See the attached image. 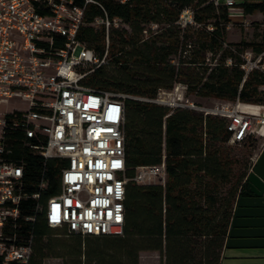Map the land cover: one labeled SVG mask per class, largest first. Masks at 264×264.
I'll use <instances>...</instances> for the list:
<instances>
[{"label": "trees", "instance_id": "trees-1", "mask_svg": "<svg viewBox=\"0 0 264 264\" xmlns=\"http://www.w3.org/2000/svg\"><path fill=\"white\" fill-rule=\"evenodd\" d=\"M95 1L100 6H86L78 40L100 59L106 56L83 85L124 105L123 231L98 237L65 231L68 239H58V229L45 224L36 206L58 194V176L67 161L44 159L33 149L44 144L43 137L28 139L21 116L16 125L15 116L8 115L3 161L21 167L24 189L39 195L20 204L22 216L33 218L17 227L24 241H31L28 264L50 258L63 264H139L141 252H157L161 264H220L236 202L253 195L246 179L256 138L248 136L237 143L243 150H237L229 144L225 119L154 101L159 92L182 85L187 95L200 99L264 105V75L252 71L243 81L241 69L246 50L264 53V32L259 41L227 42L230 11L214 0ZM237 7L243 15L264 16V0H245ZM186 10L193 24L182 27L179 19ZM105 19H118L128 30L93 25ZM152 25L156 31L145 35ZM162 161L163 185L134 181L138 168Z\"/></svg>", "mask_w": 264, "mask_h": 264}, {"label": "built area", "instance_id": "built-area-1", "mask_svg": "<svg viewBox=\"0 0 264 264\" xmlns=\"http://www.w3.org/2000/svg\"><path fill=\"white\" fill-rule=\"evenodd\" d=\"M114 1L126 4L130 0ZM244 1L214 0V4H223L230 11ZM88 4L100 6L95 0H0V106L22 105L0 111L2 264H28L31 241H24L17 227L33 218L22 216L20 204L39 198L24 189L22 168L3 161L8 115L15 116L12 121L16 125L17 114L21 116L28 139L43 137L44 144L33 149L44 159L67 161L58 176V194L36 206L45 224L82 237L121 235L123 231L127 184L124 105L119 98L83 85L85 77L100 67L106 56L100 59L78 40ZM118 21L101 20L106 29ZM179 24H193L192 13L184 11ZM241 59L243 81L252 71L264 75V53L255 55L246 50ZM226 64L230 66L231 60ZM154 102L225 119L231 134L229 144L240 143L248 136L264 139V105L217 101L206 108L157 99ZM165 177L162 161L157 166L140 167L134 181L143 185L159 181L163 185Z\"/></svg>", "mask_w": 264, "mask_h": 264}, {"label": "crops", "instance_id": "crops-1", "mask_svg": "<svg viewBox=\"0 0 264 264\" xmlns=\"http://www.w3.org/2000/svg\"><path fill=\"white\" fill-rule=\"evenodd\" d=\"M230 15L233 19L243 13L237 8L230 10ZM142 254L153 262L160 259L157 252H141L139 264ZM220 264H264V195L238 198Z\"/></svg>", "mask_w": 264, "mask_h": 264}, {"label": "rangeland", "instance_id": "rangeland-1", "mask_svg": "<svg viewBox=\"0 0 264 264\" xmlns=\"http://www.w3.org/2000/svg\"><path fill=\"white\" fill-rule=\"evenodd\" d=\"M246 1L250 3H257V2H260L261 0H246ZM242 17L235 16L232 19V24L228 27V30H227V42L236 43L241 40H245L247 42L259 41V35H261L264 32V16L261 15L260 13H254L252 15H244V16L242 15ZM100 25H102L101 20H97L94 23L95 27H98ZM111 27L114 29L128 30V27L122 24L120 21H118L116 24H112ZM156 29H157L156 26H153V25L148 26L146 27V31L144 32V34L148 35V31L155 32ZM88 68L89 67H87V69ZM157 100L159 102L170 101V103L171 102L183 103V104L188 103V104H194V105L206 107V108H211L217 103V100L200 99L194 96H189L186 94L185 89L180 87V85H175L171 91L159 92ZM157 104L164 106V104H161V103H157ZM21 106L22 105L18 103H9L7 105L0 106V111L1 112L10 111L13 107L21 108ZM230 145L236 148L237 150H243L242 146L237 143L230 144ZM262 150H264V139L256 138L255 151L252 157L253 164L255 162V159L262 152ZM138 169H137V172H138ZM155 184H161V182L156 181ZM139 185H143V184H139ZM65 231L67 232L65 228L58 229V233H60V235L58 236L59 237L58 239H62V240L68 239L67 237H65V233H66ZM148 259L149 258H146V256L142 254L141 264H161V261L159 258H156L154 262ZM43 264H63V262L59 258H50V259H46L43 262Z\"/></svg>", "mask_w": 264, "mask_h": 264}, {"label": "water", "instance_id": "water-1", "mask_svg": "<svg viewBox=\"0 0 264 264\" xmlns=\"http://www.w3.org/2000/svg\"><path fill=\"white\" fill-rule=\"evenodd\" d=\"M246 180L251 194L258 197L264 195V150L255 159L254 166Z\"/></svg>", "mask_w": 264, "mask_h": 264}]
</instances>
